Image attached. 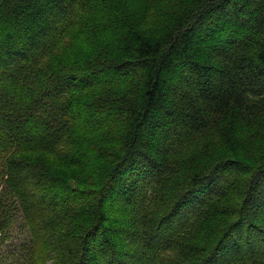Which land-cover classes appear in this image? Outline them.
Returning a JSON list of instances; mask_svg holds the SVG:
<instances>
[{
	"label": "trees",
	"instance_id": "obj_1",
	"mask_svg": "<svg viewBox=\"0 0 264 264\" xmlns=\"http://www.w3.org/2000/svg\"><path fill=\"white\" fill-rule=\"evenodd\" d=\"M12 207L25 264H264V0H0Z\"/></svg>",
	"mask_w": 264,
	"mask_h": 264
},
{
	"label": "rangeland",
	"instance_id": "obj_2",
	"mask_svg": "<svg viewBox=\"0 0 264 264\" xmlns=\"http://www.w3.org/2000/svg\"><path fill=\"white\" fill-rule=\"evenodd\" d=\"M104 16L106 17V15H104V13L99 12L97 9H95V12L89 16L88 19V23H90L89 25V29H84L85 32V37L88 39L89 44H91L93 42V40H98L99 36H98V23L100 22V20L102 18H104ZM91 45H88V47H90ZM122 77V75H121ZM190 207V205L186 206L185 209L183 210V213H187L189 212V210H187ZM190 209V208H189ZM13 211H11V221L9 222V226L6 228V230L2 233V236L0 235V264H25V253L22 250L23 245L25 244V242H27L28 238H29V230L24 227V215L22 213V210H18L15 207L12 209ZM156 229V228H155ZM153 229V231L155 230ZM152 231V232H153ZM119 239V238H117ZM96 240L98 242H94L93 243H98L99 245H103L105 248L107 247L106 245V240L101 239L99 236H96ZM116 240V239H115ZM120 243H122V239L120 238ZM124 242L127 241V239H125V237H123ZM123 242V243H124ZM101 243V244H100ZM126 244L129 246L126 249H132V246H130L129 241L126 242ZM96 246V245H95ZM121 246V245H119ZM136 246V245H135ZM97 247V246H96ZM56 245H54L53 249L56 251ZM133 250V249H132ZM96 251V248H95ZM88 254L89 257L93 256L94 257V253L91 254V252L88 250ZM167 257L169 256L166 255ZM108 255H106V257H99V259H97L96 257V261H104V259L108 260ZM47 258L52 259V258H57L54 259L56 260L55 262H61L63 260L62 264H65L67 261H70V258H66L65 255H63L62 253H60L57 256H54V252L47 254ZM110 258V257H109ZM153 261V258L148 256L146 258H143L141 261L135 262V264H150ZM51 262H54L53 260H51ZM99 262V264H100ZM50 263V262H49ZM158 263L160 264V261L158 260ZM162 264H165L162 263Z\"/></svg>",
	"mask_w": 264,
	"mask_h": 264
}]
</instances>
